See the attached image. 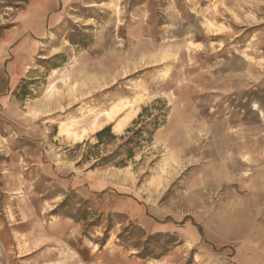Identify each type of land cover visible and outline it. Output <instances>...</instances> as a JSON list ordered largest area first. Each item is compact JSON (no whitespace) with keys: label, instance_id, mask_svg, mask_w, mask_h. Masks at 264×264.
<instances>
[{"label":"rangeland","instance_id":"1","mask_svg":"<svg viewBox=\"0 0 264 264\" xmlns=\"http://www.w3.org/2000/svg\"><path fill=\"white\" fill-rule=\"evenodd\" d=\"M245 218L264 228V0H0V264H204Z\"/></svg>","mask_w":264,"mask_h":264},{"label":"crops","instance_id":"2","mask_svg":"<svg viewBox=\"0 0 264 264\" xmlns=\"http://www.w3.org/2000/svg\"><path fill=\"white\" fill-rule=\"evenodd\" d=\"M39 17L41 19H39L37 24L26 21L23 24V30L36 37L42 36L45 30V23L42 14ZM17 70L15 69V71ZM245 145L247 146L248 144ZM245 158L247 157L245 156L243 159ZM243 225L245 238L242 241L235 244H221V246L225 245L222 248L217 246V244H213L214 247L216 246L215 248H213L212 244L202 247L204 253L200 254V261L202 260L204 264H264V228L247 218L243 221ZM56 262L55 260L51 264Z\"/></svg>","mask_w":264,"mask_h":264},{"label":"bare ground","instance_id":"3","mask_svg":"<svg viewBox=\"0 0 264 264\" xmlns=\"http://www.w3.org/2000/svg\"><path fill=\"white\" fill-rule=\"evenodd\" d=\"M50 38V37H49ZM56 70H54L55 73ZM50 91V90H49ZM148 98L145 95H138L132 100H125L121 103L113 104L110 108L103 111V120L105 123H113V132L120 134L126 129L136 117L140 104L144 103ZM98 126L97 119H95L90 128H82L79 135L68 129L65 122H60L58 126V136H63L72 140L74 143L80 142L83 137L92 132ZM100 126V125H99ZM101 128V127H100Z\"/></svg>","mask_w":264,"mask_h":264},{"label":"trees","instance_id":"4","mask_svg":"<svg viewBox=\"0 0 264 264\" xmlns=\"http://www.w3.org/2000/svg\"><path fill=\"white\" fill-rule=\"evenodd\" d=\"M17 1H19V2H20V1H24V2H25V1H27V0H17ZM155 127H157V126H155ZM107 130H108L107 128H103L102 130H100V131L97 132L96 136H97L98 138H100L101 136H103V134H105V133L107 132Z\"/></svg>","mask_w":264,"mask_h":264}]
</instances>
